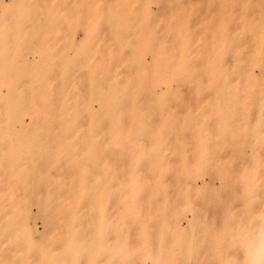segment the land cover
<instances>
[{"label": "rangeland", "instance_id": "obj_1", "mask_svg": "<svg viewBox=\"0 0 264 264\" xmlns=\"http://www.w3.org/2000/svg\"><path fill=\"white\" fill-rule=\"evenodd\" d=\"M156 2V18L139 8L135 24L102 36L77 4L78 23L58 28L49 75L55 105L69 107L55 126L76 127L90 148L78 164L101 169L107 234L121 235L108 249H127V264H221L229 214L243 215L250 195L264 206V17L240 14L237 23L230 0H185L181 10ZM234 37L245 46L238 68ZM26 55L21 80L30 97L40 65ZM181 55L189 65L172 76L168 58ZM84 105L92 107L86 115ZM50 119L0 117V264H44L37 197L53 191L66 165L53 160ZM13 215L25 245L6 234Z\"/></svg>", "mask_w": 264, "mask_h": 264}, {"label": "bare ground", "instance_id": "obj_2", "mask_svg": "<svg viewBox=\"0 0 264 264\" xmlns=\"http://www.w3.org/2000/svg\"><path fill=\"white\" fill-rule=\"evenodd\" d=\"M230 1L236 9L229 8L227 13L237 23L240 14L248 15L247 19L253 12L264 17V0ZM82 2L87 9L85 16L99 27L100 36L106 35L108 30L116 26L135 24L139 8L147 10L156 18L149 6L151 0H0V117L19 118L27 111L32 119L51 117V125L57 131L53 135V160L66 161L63 171L53 177V191H39V195L42 193L44 197H37L39 209L43 211L44 232L47 233V236H41L40 244L49 246L40 253L44 264H127L134 257L132 253L127 249L121 250L122 246L107 248L110 239H118L121 235L112 230L107 234L106 210L103 206L106 196L102 176H98L102 173L101 169L91 170L79 165L89 157V145L81 144L75 133L76 127L58 126V129L55 126L69 108L66 102L59 107L55 105L49 83V75L53 73L55 57L59 53L58 28L68 22L78 23L81 13L77 4ZM163 2L171 3L173 9L179 10L186 5L185 0H157L156 4ZM98 9L101 11L99 15L96 14ZM115 38L120 39L119 36ZM231 47V55L237 60L233 67L238 68L245 46H238L234 37ZM28 51L32 52L33 59L40 65L33 81L34 93L30 97L26 96L21 80L28 62ZM259 58L258 54L256 62L260 61ZM188 65L183 55L168 58V71L172 76L180 75L182 68ZM108 70L115 76L112 72L114 67ZM3 87L4 92L1 89ZM167 87L171 85L167 84ZM101 106L99 101L98 107ZM83 109L86 115L92 107L84 105ZM12 200V197L9 198L10 203ZM8 226L6 234L11 237L6 235V241L12 239L16 246L28 242L26 229L19 226L14 215L8 220ZM137 231L142 235L143 230ZM19 232L22 233L21 238Z\"/></svg>", "mask_w": 264, "mask_h": 264}, {"label": "clouds", "instance_id": "obj_3", "mask_svg": "<svg viewBox=\"0 0 264 264\" xmlns=\"http://www.w3.org/2000/svg\"><path fill=\"white\" fill-rule=\"evenodd\" d=\"M245 208L243 215L228 216L229 227L222 234L226 253L221 264H264V206L250 195Z\"/></svg>", "mask_w": 264, "mask_h": 264}]
</instances>
